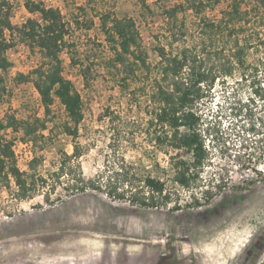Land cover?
<instances>
[{
	"label": "rangeland",
	"instance_id": "374dc122",
	"mask_svg": "<svg viewBox=\"0 0 264 264\" xmlns=\"http://www.w3.org/2000/svg\"><path fill=\"white\" fill-rule=\"evenodd\" d=\"M8 1L13 21L19 25L30 16L25 8L28 1L57 8L66 20L78 18L74 33L80 50L97 51L99 61L111 56L101 30L102 16L133 18L149 55L151 79L159 76L155 72L161 59L159 48L173 55L193 48L200 42L199 18L218 19L228 4V0L212 1L201 16L186 9L175 20L168 12L180 0ZM217 44L226 50L230 46L222 40ZM61 56L64 75L73 81L84 102L77 142L86 180H105L122 164H132L140 178L156 172L175 195L168 206L157 209L135 207L93 190L73 193L60 188L47 200L46 188L21 200L14 186L0 187V264H264V165L258 149L264 139V99L255 98L256 86L251 84L263 80L264 74L249 70L243 77V71L236 70L233 77L218 79L198 104L195 111L205 120L203 128H210L213 135L207 133L211 156L203 178L205 182L215 178L211 190L217 195L199 209L174 213L175 203L183 208L193 192L171 182L169 156L147 143L149 97L123 90L104 68L85 87L78 70L70 66L69 54ZM8 58L12 66L5 74L6 90L0 94V118L7 113L25 120L43 118L44 108L33 84L17 79L36 68L39 55L22 43L8 52ZM257 61L250 53L249 62ZM144 81L146 76H140L130 90H137ZM52 111L57 124L52 133H46L52 137L43 151H38L43 157L38 172L45 176L63 152H73L72 139L59 128L67 120L63 106L56 103ZM252 124L258 132H250ZM15 149L19 166L28 170L32 149L20 142ZM220 178H224L221 190L214 187ZM196 193L200 196L199 190Z\"/></svg>",
	"mask_w": 264,
	"mask_h": 264
},
{
	"label": "trees",
	"instance_id": "16d2710c",
	"mask_svg": "<svg viewBox=\"0 0 264 264\" xmlns=\"http://www.w3.org/2000/svg\"><path fill=\"white\" fill-rule=\"evenodd\" d=\"M212 1L218 3L220 0H180L168 12L169 18L176 20L177 14L186 9L201 16ZM144 6L152 13L150 6ZM25 8L30 16L25 23L15 24L11 3L0 0V94L6 90L5 74L12 66L8 52L23 43L31 53L39 55L40 62L28 75L19 74L17 79L20 83L33 84L44 108V117L25 120L7 113L0 118V187L10 189L14 186L15 196L21 200L31 199L34 192L46 188L44 193L49 200L51 194L62 188L73 193L99 191L140 208L159 209L172 202L175 194L168 190L164 178L156 172L140 178L132 171V164H122L105 180L100 177L86 180L78 161L82 151L77 142L79 126L84 119V102L73 81L64 75L61 55L66 52L70 56V66L78 70L85 87H89L100 68H104L123 90L134 92V95L142 92L149 97L152 110L146 129L147 143L155 151L169 156L171 182L193 192L183 208L176 202L171 211L199 209L203 203H210L217 195L211 190L215 178L205 182L203 174L211 156L207 133L213 135L210 128H203L205 120L195 109L218 79L233 77L236 70L243 71V77L249 70L256 75L264 74V0H228L218 19L199 18L200 42L176 55L159 48L161 59L155 67L159 76L152 79L149 55L133 18L102 16L101 30L111 56L99 61L97 51L80 50L74 33V25L79 26L78 18L66 20L61 10L41 2L28 1ZM220 40L230 45L228 50L217 46ZM250 53L258 58L257 64L249 62ZM142 75L146 76V81L138 84L137 90H130ZM251 84L256 86L253 89L255 98L264 99V79ZM56 103L63 106L67 115L59 128L72 139L73 152H63L59 163L45 176L38 172L43 162L38 151H43L52 137L46 133H52L57 124L52 111ZM255 127L252 124L250 132H258ZM17 142L30 147L34 153L28 170L19 166ZM258 149L264 165V139ZM156 166L159 168V164ZM217 181L214 187L221 190L224 178Z\"/></svg>",
	"mask_w": 264,
	"mask_h": 264
},
{
	"label": "built area",
	"instance_id": "2783aa9c",
	"mask_svg": "<svg viewBox=\"0 0 264 264\" xmlns=\"http://www.w3.org/2000/svg\"><path fill=\"white\" fill-rule=\"evenodd\" d=\"M26 22V20H23V23H25Z\"/></svg>",
	"mask_w": 264,
	"mask_h": 264
}]
</instances>
